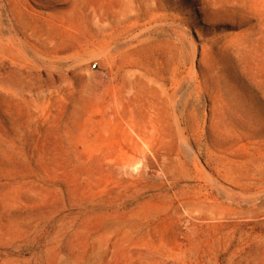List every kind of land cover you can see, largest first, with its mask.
<instances>
[{
    "label": "rangeland",
    "instance_id": "1",
    "mask_svg": "<svg viewBox=\"0 0 264 264\" xmlns=\"http://www.w3.org/2000/svg\"><path fill=\"white\" fill-rule=\"evenodd\" d=\"M0 264H264V0H0Z\"/></svg>",
    "mask_w": 264,
    "mask_h": 264
},
{
    "label": "built area",
    "instance_id": "2",
    "mask_svg": "<svg viewBox=\"0 0 264 264\" xmlns=\"http://www.w3.org/2000/svg\"><path fill=\"white\" fill-rule=\"evenodd\" d=\"M95 66H96V63H93V64H92V67L94 68Z\"/></svg>",
    "mask_w": 264,
    "mask_h": 264
},
{
    "label": "bare ground",
    "instance_id": "3",
    "mask_svg": "<svg viewBox=\"0 0 264 264\" xmlns=\"http://www.w3.org/2000/svg\"><path fill=\"white\" fill-rule=\"evenodd\" d=\"M216 183V182H215Z\"/></svg>",
    "mask_w": 264,
    "mask_h": 264
}]
</instances>
